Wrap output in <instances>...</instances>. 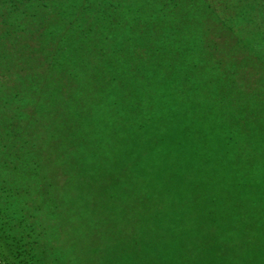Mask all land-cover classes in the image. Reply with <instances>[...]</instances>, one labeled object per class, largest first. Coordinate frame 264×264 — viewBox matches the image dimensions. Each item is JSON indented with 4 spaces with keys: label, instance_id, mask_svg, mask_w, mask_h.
<instances>
[{
    "label": "trees",
    "instance_id": "obj_1",
    "mask_svg": "<svg viewBox=\"0 0 264 264\" xmlns=\"http://www.w3.org/2000/svg\"><path fill=\"white\" fill-rule=\"evenodd\" d=\"M119 68L125 91L138 86L140 109L121 144L167 162L185 156L197 210L208 187L212 213L231 198L240 208L255 202L264 216V0H0L1 264H89L69 251L62 258L51 226L85 202L80 184L107 176L101 162L95 175L79 161L73 173L68 158L80 138L109 126L99 86L116 82ZM84 90L90 107L79 103ZM92 154L83 156H107L101 144ZM51 155L67 159L64 184L45 175ZM242 219L241 248L250 251L264 220ZM179 249L169 242L163 250L174 255L160 264H187Z\"/></svg>",
    "mask_w": 264,
    "mask_h": 264
},
{
    "label": "rangeland",
    "instance_id": "obj_2",
    "mask_svg": "<svg viewBox=\"0 0 264 264\" xmlns=\"http://www.w3.org/2000/svg\"><path fill=\"white\" fill-rule=\"evenodd\" d=\"M119 70L116 82L108 85L106 80L99 86L105 87L103 94L108 98L102 116L109 126L95 136L80 138V145L73 146V150L79 152L68 158L73 161V173H76L75 167L79 169V161V165L82 164L80 170L89 164L92 166L90 173L95 175L93 167L101 162L107 176L104 180L96 176L87 178L79 187L85 202L76 203L67 209L68 216H56L52 223L51 240L55 239L54 243L63 248L62 258H66L69 251L74 259L86 260L89 264H160L159 256L168 259L174 255L173 251L163 250L172 242L180 247L182 254L190 256L187 264H264V239L251 238L250 251L241 248L247 230L242 217L250 223L261 221V217L264 220L255 202L245 204L247 201L244 200L240 208L232 205L231 198L224 199L219 216L217 210L215 213L208 210L206 198L213 191L207 187V193L202 197L204 209L197 210L193 206L195 202L190 204L188 201L196 197L197 190L189 184L184 170L188 165L185 156L179 161L167 162L162 157H148L146 152L138 155V146L121 144L124 126L140 117L136 115L140 109L133 106L139 98L138 86L125 91L130 84L126 82L122 68ZM85 92L79 103L90 107L95 102L94 97ZM115 97L114 108L110 101ZM96 107L100 108L99 102ZM65 128L68 131V127ZM95 144H101L107 155L101 160L83 156L84 153L93 156ZM47 150L53 154L58 149L48 146ZM126 150H129L128 154H125ZM53 156L49 157L45 175L50 181L64 184L67 168L63 167V162L67 159L58 160ZM128 166L135 169L129 172ZM71 180L72 187L76 181ZM252 187L255 189L256 186L253 184ZM229 210L237 215L232 217ZM253 228L251 226L247 231L248 235ZM163 235L168 244L159 249L157 241L163 239Z\"/></svg>",
    "mask_w": 264,
    "mask_h": 264
}]
</instances>
